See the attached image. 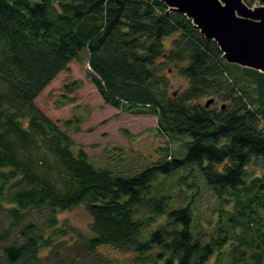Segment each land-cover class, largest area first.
<instances>
[{"label":"trees","instance_id":"obj_1","mask_svg":"<svg viewBox=\"0 0 264 264\" xmlns=\"http://www.w3.org/2000/svg\"><path fill=\"white\" fill-rule=\"evenodd\" d=\"M82 54L105 103L156 116L160 134L186 139L185 155L166 148L127 176L75 152L74 120L63 129L35 101ZM168 63L187 80L177 96ZM182 168L191 202L152 195L159 175ZM198 169L219 207L205 224L192 204L201 186L188 181ZM79 205L90 233L74 228L70 241L59 215ZM105 246L128 253L127 264H207L215 254L214 264H264V73L228 63L161 0H0V264H115Z\"/></svg>","mask_w":264,"mask_h":264},{"label":"rangeland","instance_id":"obj_2","mask_svg":"<svg viewBox=\"0 0 264 264\" xmlns=\"http://www.w3.org/2000/svg\"><path fill=\"white\" fill-rule=\"evenodd\" d=\"M245 2L247 3V0ZM259 5L260 1L255 0L250 7ZM171 41L172 37L164 39L165 48L170 47ZM82 58L84 59L82 62L78 60L70 62L69 69L61 72L35 101L36 105L63 129L67 128L63 125L64 121L74 120L67 131L74 142L75 152L81 149L95 164L127 176H133L156 162L159 157H164L166 148H169L168 158L179 157L183 153L185 155L186 149L184 150L182 144L186 139L170 140L160 134L156 116L133 115L105 103L88 77L85 54H82ZM163 73L168 78L170 92L175 93V96L187 86V80L179 75L175 63H168ZM209 98H202L199 102L205 104ZM259 166L261 164H252L256 172ZM183 172L182 168L171 175H159L152 184V195L170 193L174 196L180 195L179 198L175 197L173 204L175 207L185 206L191 202L193 199L191 195L194 192L190 190L186 181H180ZM192 180L201 186L199 197L192 203L193 208L196 218L205 224L210 217H216L218 201L214 193L207 188L201 170H196L194 176L188 179L189 183ZM59 216L68 231L65 239L71 241L68 236H71V230L74 228L90 233L92 217L85 206H75L61 212ZM101 250L115 264H127L128 253L106 246ZM74 256L77 257L78 254L75 252ZM215 261L216 254L207 264H214ZM74 264L92 262L87 258H79Z\"/></svg>","mask_w":264,"mask_h":264},{"label":"water","instance_id":"obj_3","mask_svg":"<svg viewBox=\"0 0 264 264\" xmlns=\"http://www.w3.org/2000/svg\"><path fill=\"white\" fill-rule=\"evenodd\" d=\"M184 14L230 64L264 73V0L250 7L245 0H161ZM210 99L206 107L213 103ZM224 107V106H223Z\"/></svg>","mask_w":264,"mask_h":264}]
</instances>
